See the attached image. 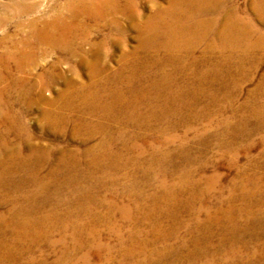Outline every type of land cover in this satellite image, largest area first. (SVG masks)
Masks as SVG:
<instances>
[{
    "label": "bare ground",
    "instance_id": "1",
    "mask_svg": "<svg viewBox=\"0 0 264 264\" xmlns=\"http://www.w3.org/2000/svg\"><path fill=\"white\" fill-rule=\"evenodd\" d=\"M230 3L231 0H168L167 7H159L153 2H148L145 6L150 13L142 17L137 0H9L0 4V28H7L15 21L13 33L7 31L0 37V80L3 82L0 83V94L9 91L29 94L38 87L37 84L41 88L46 75L52 72L41 68L35 75L38 83L32 84L28 80L34 75L35 69L31 67L37 68L38 63L48 58L51 52L55 54V51L61 49L69 52L71 56L78 55L79 36L84 42L88 41L86 31L89 24L81 22L83 17L92 19L94 15H99L107 18L110 15L122 14L123 17L133 20L131 23L138 28L141 35L136 50H133V53L125 52L123 55V64L113 78L102 79L104 81L101 84L94 80L80 87L79 91L68 99V109L73 116L57 117V124L65 128L61 130L60 127L58 133L77 139L85 146L84 149L42 148L27 141L25 145L28 147L29 156L20 160L15 156L17 159L6 160L5 167H1L3 171L0 169V205H9L11 208L6 214L0 212V264H34V258L27 256V260L20 263L16 261L14 254H19L17 252L20 251L21 255H26L32 245L43 240L52 246L57 243L65 244L66 235L58 241L52 239L55 228L80 232L85 225H82V215H90L96 204L90 190H94L99 182H102L103 186L106 184L113 192V186L121 183L117 178L119 175L122 176L125 191L122 196H134L131 199L134 201L131 202L133 206H116L123 220H134L136 214L147 219L151 212L164 211L161 210L164 207L161 204L177 207L184 204L181 198L185 194H189L185 201L189 210L200 214L202 210L196 208V203L202 205L211 195L215 178L195 179L196 170L189 168L181 171L178 181L169 183V175L160 168L161 165L152 160L151 175L157 182L158 190L143 198L135 187V172L131 171L129 174L127 169L132 166L134 160L137 161L144 154V149L137 144L140 139L144 140L139 131H151L162 137L168 131H176L184 120L174 123L170 122V119L173 120L184 111L193 112L205 98L210 99L211 103H216L220 113L233 109L234 99L227 97L226 100L219 101L216 94L209 91L212 86L219 84L218 90L228 93L229 86L221 83L226 79L229 82L236 79L237 82L233 83L240 88V81L245 82L248 79L246 65L250 64L254 71L259 67L260 60L264 59V0H253L251 7L262 23V28L255 24L253 18L243 16L240 10ZM111 24L118 29L120 27L117 19L112 18ZM11 67H15L14 80ZM97 67V63L89 65L93 79L99 77L95 75ZM86 91L89 93L84 94ZM258 106L260 110L253 112V116L264 117V101ZM76 113L82 114L80 116ZM192 115L196 116L194 113ZM200 117L202 113L198 115V118ZM166 122L169 124L165 125ZM161 123L165 126L158 125ZM260 126L264 129V122ZM130 128L134 131L131 134L127 132ZM20 129L17 136L26 131L24 127ZM186 132H189L188 128L185 134ZM233 133L230 135L234 141L240 131ZM97 138H100V141L92 143ZM176 141L177 138L172 136L163 138L162 147H155L147 142L145 144L151 149L154 159L169 155L172 150H167V146ZM252 145L246 144L243 149L250 150ZM226 149L229 153L235 152L231 145ZM16 152L17 150L13 154ZM132 154L137 159L132 157ZM162 157L161 161H164ZM231 158L228 163L230 166L235 165L236 161L235 155ZM54 159L55 166L51 167L48 176L44 178L42 171ZM17 173L19 174L14 175ZM10 175L17 176L18 179L14 180ZM62 175L65 177L60 181ZM238 178L241 183H232L230 189L235 190L238 186L241 188L243 194L240 200L246 203V207L241 211L243 214L247 211L250 214V203L255 202L259 207L263 203L261 198H255L264 175L245 176L240 173ZM127 179L133 181L131 187L126 182ZM81 181H86L87 186L81 184ZM201 181L207 186L202 192L198 190ZM143 184L148 185L150 182ZM128 188H131L129 192ZM63 191L67 195H64ZM262 192L264 193V189ZM224 200H219L217 209L219 216H222L220 220L205 212L209 222L231 218L230 213L234 209H230L231 206L225 210L222 208L224 203L233 199L229 197L227 201ZM83 201L88 205L81 204ZM49 205L51 209L46 212ZM147 205H152L153 208L147 210ZM63 206L66 208L62 209ZM258 212L264 218V210L260 208ZM92 233L93 231L88 236H94ZM171 236L150 235V238L140 239L138 235H129V242L133 244L130 248H126V241L120 236L121 251L125 254L121 264L130 259L132 261L129 264H165L168 253L177 251V248L185 243L188 245L182 240L179 241L181 246H169ZM228 236L230 235L218 236L211 264H234L236 257H239L234 246L241 242L247 247L250 242L246 241L245 235H237L239 238L231 241L227 239ZM249 236V239L258 237ZM199 237L191 241L195 248L186 257L169 259L166 263L199 264L197 259L205 256L204 250L199 247ZM226 240L232 244L229 262L223 258H215L227 244ZM80 247H83V244L77 241L75 251ZM125 248L128 249L127 253L123 250ZM137 250L139 252L136 257ZM73 252L74 249H66L63 255L71 257ZM88 256L83 255V263L87 262ZM240 260L241 264L252 263L251 258Z\"/></svg>",
    "mask_w": 264,
    "mask_h": 264
},
{
    "label": "rangeland",
    "instance_id": "2",
    "mask_svg": "<svg viewBox=\"0 0 264 264\" xmlns=\"http://www.w3.org/2000/svg\"><path fill=\"white\" fill-rule=\"evenodd\" d=\"M7 2L9 0H0V4ZM137 2L139 3L140 17L150 13L148 7L145 6L148 2H153L159 7H167L168 5V0H141V4L140 0H137ZM252 3L253 0H231L230 5L237 7L243 16L253 18L255 24L262 28V23L251 9ZM112 18L119 21V29L111 24ZM132 21L123 17L122 14L110 15L107 18H102L99 15H94L92 19L81 18L82 23H86L85 25L89 24V29L86 31L88 34L87 42H84L81 36L77 40L78 55L71 56L69 52L61 49L57 52L55 51V54L51 52L52 54L48 58L38 63L37 68L31 67V69H35L33 71L34 75L28 80L32 84L38 83L35 75L36 71L41 68L51 71L54 75L52 76L48 72L49 74L46 75L41 88L37 84L38 87L29 94H20L15 91L0 94V162L3 161L0 169L5 167L6 160L12 158L14 160L17 158L19 160L26 159L29 156L28 147L25 145L27 141L42 148L52 147L53 149L65 150L85 148L77 139L67 135L62 136L58 133L61 126L57 124V117L67 118L72 115L68 109L70 107L68 105L70 96L78 92L80 87L88 85L89 82L96 80L101 84L105 79L113 78L117 70L119 71L122 66L121 64H123L125 52L133 53L136 50L141 35L138 28H135L131 23ZM14 23L15 21H12L7 28L1 27L0 37L7 31L13 33L15 30ZM85 53L90 55H85ZM259 58L260 54L257 55V59ZM94 63H97L98 66L97 74H95L99 76L97 79H93L94 76L93 74L90 76L89 71V65L91 66ZM246 68L248 79L245 82L240 81V88L233 83V81L237 82L236 79L230 82L226 79L221 83H226L227 87L229 86L228 93L218 90L219 84L212 86L209 91L215 93L219 101L226 100L227 97L234 99L232 110L220 113L217 104L211 103L210 99L205 98L200 101V105L193 112L184 111L178 117L173 118V120L170 119V122L174 123H181L184 120L176 131H168L163 137L157 136L156 133L151 131H139L141 137L144 136V140L140 139L137 144L144 149V154L140 159H137L132 154V157H135L137 161L134 160L135 162L132 166L127 169L129 174L131 171L135 172L137 180L135 187L143 198L153 195L158 190L157 182L153 180L154 178L151 175L153 174L152 169H150L152 160L157 162L159 166L161 165L160 168L169 175L167 177L169 183L178 181V175L181 171L189 168L196 170L195 179L215 178L211 195L206 201L202 202V205L196 203V208L202 210L200 214L197 215L189 210L185 202L189 194H185L181 198L184 204L177 207H171V205L166 207L165 204H161L162 207L164 206L161 210L164 211L160 213H157L160 210L151 212L150 217L147 219L142 218L140 214H136V219L134 220H123L116 206L123 204L133 206L131 202L134 201L131 199L134 196L131 198L125 197V195L122 196L125 191L122 176L119 175L117 178L121 183L115 184L113 188L111 187L113 192L106 184L103 186L102 182H99L97 188L90 190V195L93 196L96 204L90 215H82V225H85L80 232L74 233L71 229L64 231L56 227L53 231L52 239L58 241L62 236L66 235L65 244L57 243L52 246L46 240H43L39 244L32 245V249L26 255H21L20 251L17 252L19 254H14L16 261L21 263L27 260V256H30L35 259L34 264H121L124 262L125 254H122L124 252L121 251L120 236L123 241H126V248H130L133 245L129 242V235H138L140 239L150 238V235H172L168 241L169 246H181L179 241L185 240L188 243V245L185 243L186 247L185 245L178 247L177 251L167 254L166 260L169 261V259L176 257H186L195 248L191 241L200 235L199 240H201V243L199 247L204 250L203 254L205 256L198 258L197 262L199 264H211L219 235H230L227 238L230 241L234 238H239L237 235H245L246 241L250 242H248L247 247L241 242L234 246L237 248L239 255L234 260V264H241V258L245 260L251 258L252 261H250L252 263L248 262L250 264H264V218L258 212L260 208L264 210V193L262 192L264 180L261 183V188L256 192L258 194H256L255 198H261L263 203L260 207L255 202L250 203L248 205V207H252L250 214L248 211L244 214L241 211V209L246 207V203L240 200L243 194L241 188L238 186L235 190L230 189L232 183H241L238 178L240 173H244L245 176L264 175V129L260 126L264 122V117L253 116V112L260 110L258 104L264 101V59L260 60L259 67L256 70L253 71L250 64H247ZM14 69L15 67H11L13 80L16 76L14 75L16 74ZM7 77L9 76L7 75ZM0 83L3 82L0 80ZM111 83L113 84L114 81ZM88 93L86 91L84 94ZM84 94L80 93L83 96ZM225 106L227 105L225 104ZM206 108H210V110ZM192 113L196 114V116H193ZM200 113H202V117L198 118ZM80 114L82 113H76V115ZM164 124L169 123L166 122ZM164 124L158 125L165 126ZM20 127L26 128V131L22 132L21 136H17L20 133ZM63 128L61 127V130H65ZM187 128L189 132L185 134ZM239 131L240 134L233 141L230 133L234 132L233 134H235ZM127 132L131 134L134 131L130 128ZM172 136L176 137L177 141L167 146V150H172L169 151L170 154L166 157L159 156L153 159L151 149L146 146L145 142L155 147H162L163 138ZM99 141L100 138H97L92 143H98ZM246 144H253L252 149L244 150L243 146ZM228 145H231L235 152H227L226 148ZM16 150L17 152L13 154ZM232 155H235L236 161L235 165L230 166L228 163L232 160ZM15 156L17 158H14ZM57 157L55 156V158ZM161 157L165 160L161 161ZM55 162L56 159L42 171L44 178L48 176L51 167L55 166ZM22 174L24 173H20V175ZM10 176L14 177V180L18 179L17 176ZM64 177L65 175L60 176V181ZM11 180L13 181V179ZM146 181L150 182V184L144 185L143 183ZM126 182L129 183L130 187L134 184L132 180L129 181L128 179ZM80 183L87 186L86 181H81ZM200 183L198 190L202 192L207 186L204 181ZM130 190L131 188L127 189L128 192ZM63 194L67 195L66 192ZM229 197L233 201L224 203L222 209L225 210L228 209V206H231L230 209H234L230 213L231 218L209 222L206 219L205 212L211 213L214 219L216 216L220 220L222 216H219L220 213L217 212L219 200L221 201L223 198L225 199L224 201H227ZM81 204L88 205L85 201ZM9 208H11L9 205H0V212L6 214ZM63 208H66V206H63ZM150 208L152 209L153 206L147 205L145 207L147 210ZM46 209V212H49L51 206H47ZM235 211L240 213L238 214ZM91 231H93L92 234L94 236H88L91 235ZM74 235L78 236L75 237ZM206 235H212V237ZM249 235H258V237L249 239ZM77 241H81L83 247L75 251L74 247ZM226 242L227 244L220 249L221 251L217 253L215 258H223L226 262H229V251L232 244H229L227 240ZM126 248L123 250L127 253L128 249ZM66 249H74L71 257L63 255ZM138 252V250L135 252L136 257ZM86 254L89 255L88 259L86 263H83L82 257ZM166 260L165 264H168ZM131 261V259L125 260V264H129ZM181 264L184 263L181 262Z\"/></svg>",
    "mask_w": 264,
    "mask_h": 264
}]
</instances>
